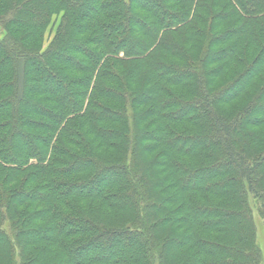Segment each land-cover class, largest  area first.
<instances>
[{
	"label": "trees",
	"instance_id": "1",
	"mask_svg": "<svg viewBox=\"0 0 264 264\" xmlns=\"http://www.w3.org/2000/svg\"><path fill=\"white\" fill-rule=\"evenodd\" d=\"M0 28V264H264V0H0Z\"/></svg>",
	"mask_w": 264,
	"mask_h": 264
},
{
	"label": "rangeland",
	"instance_id": "2",
	"mask_svg": "<svg viewBox=\"0 0 264 264\" xmlns=\"http://www.w3.org/2000/svg\"><path fill=\"white\" fill-rule=\"evenodd\" d=\"M89 9H91V8H89ZM3 30L0 28V37H2L3 36ZM54 34V33H53ZM50 38H51V35L49 34L48 35V38H47V40H46V43H45V47L49 44V42H50ZM47 87H49L50 89H53L54 88V84H53V82H51V83H49V84H47ZM18 140H20V139H18ZM195 181H201V179H197V180H195ZM256 222H257V225H258V229H259V234H260V230H261V228L263 227V225H262V221L258 218V217H256ZM260 236V235H259ZM262 249L264 250V245L262 246ZM112 251H114V248H112L111 249V252ZM263 254H264V252H263Z\"/></svg>",
	"mask_w": 264,
	"mask_h": 264
}]
</instances>
